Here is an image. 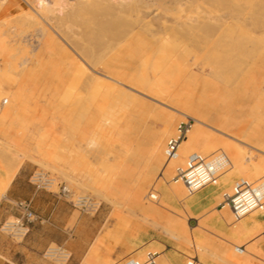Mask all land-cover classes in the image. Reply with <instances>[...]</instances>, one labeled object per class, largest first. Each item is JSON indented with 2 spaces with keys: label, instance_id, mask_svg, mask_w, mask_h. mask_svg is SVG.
<instances>
[{
  "label": "rangeland",
  "instance_id": "obj_1",
  "mask_svg": "<svg viewBox=\"0 0 264 264\" xmlns=\"http://www.w3.org/2000/svg\"><path fill=\"white\" fill-rule=\"evenodd\" d=\"M152 1L130 0L128 2V5L126 4V10L124 11V14L127 13L126 25H128L132 29L128 27L127 32L125 31V33H123L125 36L128 34V32H130V34H132L130 36L132 37L144 35L149 36V38H155L151 37L150 34H158L161 30L160 21H157L156 25L149 24V21L155 16H159V20H164L165 18L168 24L175 25L176 15L172 11H170V8H175L179 0ZM216 1L217 0H209V2L207 3V1L203 2L202 0H194V4L190 3V5H195L196 7L203 6L207 11L209 10L216 12L222 8L218 2L216 3ZM46 2H44V0H0V36L2 35L1 39L5 40L4 44L6 43L2 49L3 53L7 51V48L8 51L12 50V52L7 51V54H3L2 50L0 52V84L2 82L4 83L5 88L7 89L5 91L7 92H10L8 91L9 88L12 90L11 92L19 90L18 94L15 97L16 101H13V103H11V97H6L5 93V95L1 96L0 125L2 126H0V165H2V167L8 171L14 161H17V159L21 157L23 159L22 164H30L34 172H43L46 175L49 174V177H54L56 179L53 187H51L52 191L59 193L61 184H65L68 186V188L70 189V195L69 197H67V199L73 204L74 208L77 210V213L81 214V216L83 217V222L82 226L79 225L78 228L75 229V232L72 236L74 238L73 241L67 242L65 244V246L72 254L66 264H122L117 263L116 259L112 257L113 255L118 253V251H121L124 248L123 244L117 240L116 235L121 231L122 228L125 229L127 227L126 225L130 222L137 225V227L139 228V233H144L143 237L145 240L152 239V241L150 242L152 243V245H149L147 248L140 247L133 253V255L137 257H143L144 252L148 249L157 250L159 253L160 264H174L171 256L167 252L161 251V248L163 247L161 243L178 246V248H176V251L180 250V244L182 243H180L179 239L176 236H171L164 230V226L168 222L169 217H175L177 215L176 217L179 218L183 217L182 213H186L187 215L183 214L185 216L184 219H181L179 222L183 223L187 220L190 225V236L194 235L195 238H197L196 241H198V238H200L196 234V226L198 225V223H200L201 221L208 223V220L214 215H219L221 219L223 218L221 213H219V211L216 209L218 206L216 204L215 206H213V208L199 215L196 221V218H192L196 217V215H194L191 211L186 210L187 208H185L184 204L177 202L176 200H170L169 198H166L167 201L172 202L169 207L172 210H174L175 208V210H171V212L170 210L165 209L166 206L157 203V199H151L149 196L150 192L154 190L158 194L164 193V174L169 170H173V173L175 175L176 167L178 165H183V163H185V159L191 152H198L199 154L207 156L213 155V158L225 157L226 162L222 170H220V173L222 175L219 184L215 189L219 188V186L221 185L220 188L221 191H223L227 187V183H224L222 185V178L228 179L231 174H234L233 181H236L237 179L242 177L238 173H242L249 168L252 169L250 171L252 172V174H257V171L255 169L256 167H258V165L256 164L257 158L260 159V163L262 162V167H264V145L260 144V140L256 141V139H251V133H248L246 131L244 132V130H247V128L252 124V121H250V112L253 108L255 109L257 100L261 99L260 97H264V90L259 93L256 91L254 93L253 91V93H246L245 95L240 94L233 96L232 98L222 97L219 96L218 93L210 92L203 97V100L208 103L205 107L197 108L196 114L191 113L187 115L178 112V118L176 119L175 116L173 117L169 115L168 110L165 108L166 106L156 99L152 98L150 93H146L148 95L140 94L139 97L142 98L144 102H146V105L142 106L140 111L134 112V114H132L118 109V112L116 113V116L118 118V127L114 130L109 126H105L104 129L100 130L102 144L97 147V149L92 146H87L88 144L85 138L86 136H88V134L92 135L94 133V129L98 124L97 122H99L101 118V113H98L95 107L89 106V103H87V98L90 97L85 96L84 89L80 88L77 93L71 95V92H69L71 91L69 89L71 88V86L68 80L69 77L66 76L67 74L62 78V80H59L57 83L55 82L56 85H53L55 83L51 80L50 83V81H48V79L50 78L48 76V64H44L45 66H40L41 64L39 65V62L37 61L40 55H44V57H48L49 55L45 47L43 48V41H45L44 38L46 36L50 35L52 36V38L54 37L53 40L55 42L52 41L54 42L52 44L54 45L55 56L63 57L65 54H63L62 52V48L66 44H68L67 42L70 41L72 43H76V45H79L81 42L86 43V41L88 40L87 34L89 32H93V27L97 31L96 32L94 30L96 32V35L100 34L97 35L96 38H98L99 36L100 40H102L103 37H105V30L101 29V26L97 27L95 22H91L92 19L90 20V22L88 21V18H86V16H90L92 14V11H87V8H82V11H79L78 8H76L75 10L69 8L68 5H65L64 1L61 2L62 7L57 6L59 3L53 4L51 2L53 5H50V2H47L46 5ZM65 2L68 1L65 0ZM213 3L215 4V6L218 5L216 8H214V10L213 7L215 6ZM254 5L258 10H253L251 5L245 6L246 8L243 7L245 8L244 14H246V9L249 12L248 13L246 11L248 13V18L245 28L248 30L253 28L251 23L248 22L256 18L257 16L255 15L259 14V16H262L260 17L261 20H264V9L262 10V7L258 8L259 6L257 4H252V6ZM49 6L52 7V10ZM133 6H136V8H134L135 10L133 9ZM131 7L133 10L131 9ZM247 7L250 8L248 9ZM33 8L35 9V11L36 9L37 11L39 10L38 15ZM160 8H162L163 10ZM84 9L87 11L86 13L85 11H83ZM130 9L132 11H129ZM195 9L196 8H194V6H192L191 9L187 7L188 11ZM40 11L43 12L41 13ZM109 11L111 12V9ZM258 11L260 13H257ZM39 12L41 15L39 14ZM56 12L57 15L55 17ZM32 13H34L36 16L34 14L32 15ZM58 13H61V16ZM170 13L173 14L170 15ZM252 15H254L255 17ZM49 16H54V18H50ZM150 16H153V18H149ZM33 18L36 20V22H34ZM91 18H93L92 15ZM141 20L143 21L141 22ZM208 23L209 22H207V24L204 23L205 25L203 26L202 24H199L200 26H186L187 29L185 27L183 30L190 29L191 32L188 30L189 38L188 35H185L186 37L184 36V38L179 37V40L177 37L174 39V43L179 44L180 41V44H182L188 39L190 40L194 38V40H196V36L198 34L201 35L206 31H209L208 27H210L211 25L210 23L208 25ZM42 28L46 30L45 34L42 33L44 32V30H41ZM99 29L103 30L102 33H100L101 30ZM185 31L183 32L186 34V32L188 31ZM214 31L215 30L212 29V32ZM93 34L95 33L93 32ZM123 34L117 35V39L115 38V40H123V38L125 37L123 36ZM118 37H120V39ZM72 38L74 39V42ZM181 40L183 41L181 42ZM8 43L13 44L7 46L9 45ZM20 45L22 47H19ZM13 48L15 49L13 50ZM8 53H10L9 57L7 56ZM125 53L128 54L127 51H124V53H121L119 56L122 58L125 56L124 58H126L128 55L126 56ZM2 54L4 58L2 57ZM167 56H170V54ZM209 57L210 56L205 53V51L199 53L195 52L187 57H180V66H185L183 68L188 71L186 72L185 70L183 74L184 76L182 75L183 80L179 81L181 85L186 84L194 87L196 81L200 78H203V76V79L207 78V80L209 79V82H217L215 81V74L212 73L210 69L202 70V66L204 67V65L206 67L211 66L208 65L210 63L207 64L206 60V58H208L209 60ZM169 58H172V56L168 57V60H170ZM258 58L259 56H255L253 58V62H255L256 59L258 60L257 62H259L260 59ZM77 60H79V57L77 58ZM250 60L249 62L247 61V67L245 68V71L251 70L252 68V66L250 65V62L252 61ZM103 61L102 63L105 62ZM12 62H14L13 64L15 65H13ZM215 62L217 61L215 60ZM227 64L228 62L226 58H220L214 66L218 68H226ZM200 65L201 67H199ZM29 66L31 69H29ZM100 67L101 66L96 69L100 70ZM20 69H22V71ZM42 69L44 70L43 74L45 76L43 77V79H41V83V80L38 79L40 76H38V74L40 72H43ZM19 70L22 73H19L20 76L18 74V72H20ZM15 71L18 72L16 73ZM26 73H29L30 76L27 77L29 74ZM46 74L48 76V79L46 77ZM228 78L225 81L230 88L238 85L237 81L239 79L237 75L233 77L229 76ZM32 80L34 82H32ZM227 80L229 82H227ZM4 81L8 84H5ZM46 81L47 83L45 85ZM238 83H240V81ZM168 85L169 84L165 83L161 86ZM249 86L251 88L253 87V85ZM19 93H23L22 96H20ZM4 96L9 99V103L3 102ZM19 104L21 107L19 106ZM6 106H9L7 107L8 109L6 108ZM16 108L17 112L14 113V110H16ZM7 110H9L10 113ZM259 113V115L253 117L255 121L252 125L256 126L255 130H261L260 127H257V123L264 127V106L259 109ZM3 114L5 115V117ZM188 119H190L191 125L193 124V126H191V129L187 133L186 138L180 145L179 155L177 158L167 161L164 154L166 141L170 136L177 133L178 125L183 121H187ZM217 128L224 132H228L231 135H227ZM262 130L264 131V128ZM121 131L124 132V136L120 139L119 132ZM44 133H46L47 135ZM42 135L47 137L44 144L37 142L38 140L40 141V137ZM223 135L226 136L225 139L219 138V136ZM58 137H60L63 141L61 145H59V143L57 144ZM82 141L86 144V146H82ZM257 144L259 145L258 147H253V145ZM40 146H43L46 152H43V148L40 150ZM59 153L62 154L60 155ZM28 154H32L33 158L26 159ZM76 158H79L78 162L80 164H75L73 159ZM71 161H73V163ZM83 161L86 164L83 163ZM77 164H79V166H77ZM87 164L90 165L91 169ZM55 165L57 166V168ZM74 166L77 167L75 168ZM115 166H117V168H114ZM90 171L92 174L90 173ZM90 174H95V178H92ZM150 174L152 175L151 180L147 181V176ZM244 178L246 177L244 176ZM259 180L262 181L264 180V178ZM260 181L258 182L260 183ZM97 184H101L100 186L98 185L99 188L95 187ZM104 185L106 186L104 187ZM186 190L188 191V189ZM82 195L88 196L92 199L91 201L96 204L94 210L86 212L80 207V205L77 204L78 199ZM221 201L222 194L217 198V203H221ZM14 206L16 210L15 212L8 215V220H12L20 215V211L16 207V202H14ZM179 211H181V213ZM174 213L177 214L173 215ZM180 214L181 216H179ZM232 215L233 213L231 214V217L234 216ZM235 220V217H233L232 220H228L230 221V226L234 223L239 222L238 220ZM180 226H182V224ZM210 227L211 226L209 225V227H207V229L202 232L203 236H207L206 234L208 231L209 237L212 233L211 238L214 240L211 244L212 246H206L209 247L210 251L212 252L215 250L214 252L217 253V255L214 252L213 253L217 258L219 256L218 254H220L221 252L223 254V251L226 250L225 255L223 254V256L226 258L227 264H231L230 262L233 263L232 259H235L234 262L236 263L238 261L239 264H244L247 257L248 259L252 258L251 255L249 257L250 253L248 252L252 251L249 249L250 246L252 249V245L254 242L264 239V237H262L264 236V228L259 234L253 235L255 237L252 236V239L249 238L248 242L246 240V243L244 242V244L242 241L228 237L225 233L223 234L213 227H211V230ZM184 231L185 230H182V232ZM221 233L223 235H221ZM5 234L12 238L14 241H22L24 239L13 237L8 233ZM125 237H129V235H126ZM216 237L218 239H216ZM257 237L258 239H256ZM260 237L262 238L260 239ZM81 238L82 241H80ZM226 238L228 240H226ZM229 238L233 239L234 241L231 239L229 240ZM220 240L221 242H219ZM223 240L226 241V244H228V248L227 246H225L226 244H224L225 242H223ZM237 241L239 244L236 243ZM241 242L243 243L245 248L249 245V248L247 247L249 250H246V253H243V256H241L240 253L235 250V246L242 245ZM249 242L251 245L249 244ZM51 245H56V243H51ZM230 245L233 246L232 249L234 250L231 251ZM184 249L187 250L186 248ZM196 251L193 248H191L190 251L188 250V253H185L187 259L190 257V254L191 256L198 255L205 264H220L221 262V260L217 259L216 257H212V259L209 258L212 254L209 257H205L203 256L202 252H199L198 250L196 253ZM246 254L248 255L245 256ZM260 256H262V254H260ZM41 257L44 264H55L52 261L45 259L43 256ZM215 258L219 260V263L215 261ZM252 260L255 264H260L261 262L258 258L256 259L254 257L252 258Z\"/></svg>",
  "mask_w": 264,
  "mask_h": 264
},
{
  "label": "bare ground",
  "instance_id": "obj_2",
  "mask_svg": "<svg viewBox=\"0 0 264 264\" xmlns=\"http://www.w3.org/2000/svg\"><path fill=\"white\" fill-rule=\"evenodd\" d=\"M46 1L44 0V2H46ZM50 1H47V2H50ZM62 1H64L65 5H68L69 8H71L73 10H75L76 8H78L79 11H82V8H85V9L87 8L86 9L87 11L91 10L92 14L91 13H89V14L92 15L94 20H93V18H91V15L90 16L87 15L88 17L86 16V18H88V21L90 22V20L92 19L93 21L91 20V22H95L97 27L101 26V29L105 30L104 31L105 34L103 33L105 37L102 36L103 37L102 40H100L99 36H98V38H96V36L100 35V34L96 35L97 31L93 27L92 31L95 34H93V32L91 33L88 31L89 32L87 34L88 40L87 41L85 40L86 43L81 42L79 45H76V43H72L70 41L67 42L68 44H66V45L64 44L65 45L64 47L62 46L63 47L62 52H63V54H65L63 57H56L55 56L54 45L52 44L55 42L53 40L54 37L52 38V36H50V35L46 36L44 38L45 41H43L44 42L43 48L45 47V49L48 51L49 55H48V57H44V55H40L38 58V61H37V62H39L38 63L39 65L41 64L40 66H42L44 64L45 65L48 64L49 73H50V75L48 73V76L50 77L49 79H48V76L46 74L48 81L51 80L52 82L57 83L59 80H62V78L65 77V75L67 74L66 76L69 77L68 80H69V84L71 86V88H69L71 90V91H69V92H71V95L74 93H77V91L80 88L84 89L85 96L90 97V98H87V100H88L87 103H89V106L95 107L97 109L96 111L98 113H101V118H100L99 122H97L98 124L96 125V128H95L96 131L94 129V133L92 135L88 134V136H86V138H85L87 140V144H88L87 146H92V147L97 149V147H99L102 144V139L100 136V130L104 129L105 126H109L111 129H114V130L118 127V118L116 116L118 109L132 113V114H134V112L140 111L142 106L146 105V102H144V100H142V98L139 97L140 94L148 95L146 93H150L151 97L156 99L157 101L161 102L162 104H164L166 106L165 108L168 110L169 115H171L173 117L175 116V119H176V118H178V112H181V113H184L187 115H189L191 113L196 114L197 108L205 107L208 103H206L203 100V97L206 96V94L210 93V92L218 93L219 96H222V97L232 98L233 96H236V95H240V94L245 95L246 93H253V91H254V93H255V91L259 93V92H262L264 90V54H263V50H264V20H261L260 17H262V16H259V14L255 15L258 18L256 17V18L252 19L250 22H248V23H251V25L253 27V28L248 30L245 28L247 25V18H248V13H249L247 11V9L245 10L246 14H244V9L246 8L245 6L251 5L253 10L257 9L255 7V5L252 6V4H257L259 6L258 8L262 7L261 9L263 10L264 9L263 8L264 7V0H217L216 3L218 2L222 8L220 9L221 11L218 10L216 12L209 11V10L207 11V10H205V8L203 6H197L196 7L195 5H192V6H194V8H196L195 10L188 11L187 7L189 9H191L192 6L190 5V3H193L194 0H179L177 2V6L175 8H172V9L170 8V11H172L176 15L175 16L176 17L175 25L174 24H168L164 17H163L164 20H162V19L159 20V16H155L154 18H153V16L149 17V18H153L150 21L148 20L149 24L156 25L157 21L161 22V23L159 22L160 27H161L160 32L158 34L157 33L156 34H150L151 37H155V38H149V36H144V35H138V36L132 37V36H130V35H132V34H130V32H128V34L126 36L123 34V33H125V31L127 32L128 27H129L128 25H126L127 13L124 14V11L126 10V4L128 5V2L130 0H70V1L67 0L68 2H65V0H52L51 2L53 4L59 3L57 6H61ZM202 1L203 2L207 1V3L209 2V0H205V1L202 0ZM47 2H46V5H47ZM51 2L49 4L53 5ZM164 5H165V3H164ZM186 5H187V7H186ZM214 6H215V4H214ZM217 6L213 7V10ZM49 7L52 10V7L51 6H49ZM243 7H245V8H243ZM134 8H136V6L135 7L133 6V9ZM85 9L83 11H85V13H86L87 11ZM110 9H111V12L109 11ZM131 9H132V7H131ZM131 9L129 11L133 10V9L132 10ZM160 9H162V8H160ZM34 11H35V9H34ZM38 11H37V9L35 11V12H37V15H38ZM54 11H55V9H54ZM259 11L257 13H260ZM40 12L42 13L43 11H40ZM40 12H39V14H40ZM77 13H78V11H77ZM137 13H135V14H137ZM173 13H170V15ZM33 14L34 13H32V15ZM263 14H261V15H263ZM56 15H57V12L55 14V17H56ZM59 15L61 16V13ZM252 16H254V15H252ZM28 17H29V14H28ZM51 17L54 18V16H51ZM57 20H58V18H57ZM143 20H141V22ZM138 21H140V20H138ZM138 21H137V23H138ZM34 22H36L35 19H34ZM207 22H209L210 25L212 26V27L210 26L211 31H210V27L207 26L209 28V31H206L205 33H203L201 35L198 34L199 36L198 35L196 36V40H194L195 38L190 39V40L188 39L189 38L188 33H189L190 29H188L189 31L186 29L189 25L194 26V25H199V24L201 25L202 24V26H203V25L207 24ZM209 23H208V25H209ZM90 24H92V23H90ZM93 25H94V23H93ZM185 27H186L185 30L188 32L183 30ZM59 28H61V27H59ZM129 28H131V27H129ZM189 28H192V27H189ZM101 29H99V30H101ZM212 29L215 31L212 32ZM41 30L42 31L44 30V32H42V33L45 34L46 30L43 28ZM103 30H101L100 33H102ZM196 30H198V29H196ZM131 31H133V30H131ZM134 31H135V29H134ZM183 31H185L186 34ZM122 34H123V36H125L124 38L122 37L123 40H121L120 37H118L120 40L116 41L115 40V38L117 39L116 36L122 35ZM156 35H158V36H156ZM185 35H188L187 41H185L182 44H180V41H179L180 45L174 43L175 38L178 37V40H179V37L184 38ZM1 36H0V52L2 50V53H3L2 48L5 46L6 43L4 44L5 40L1 39ZM2 38H4V37H2ZM52 41H54V42H52ZM182 41L183 40H181V42ZM73 42H74V39H73ZM175 42H177V41H175ZM8 44L9 45H7V46H10L13 43L12 44L8 43ZM19 47H22V46L20 45ZM14 49L15 48H13V50ZM7 51H8V48H7ZM10 51L12 52V50H9L8 52H10ZM124 51L128 52V54L125 53L126 56L128 55L126 58H124L125 56L123 58L119 56L121 53H124ZM202 51H205V53H207L210 56L209 60H208V58H206V60H207V64L210 63L208 65H211L209 67L208 66L206 67L202 63L204 65V67L202 66V70H209L210 69L212 71V73L215 74V77H216L215 81H217V82H213V83L209 82V79L207 80L206 77H205L206 79H203L204 78V76H203V78H200L196 81V84L194 85V87L186 85V84L181 85V83L179 81L183 80L182 75L184 74L186 69L183 68L185 66H183V67L180 66V63H179L180 57H182V56L187 57V56H189L195 52L199 53ZM6 52H4V53H6ZM3 54H2V57H3ZM9 54L10 53H8V55H7L8 57H9ZM169 54H170V56H167ZM0 56H1V53H0ZM171 56L173 59L169 58L170 60H168V57H171ZM255 56H259V58H258V59H260L259 62H257L258 61L257 59L255 61L256 63L253 62L254 61L253 58ZM8 57H6V58H8ZM30 57H31V55H30ZM78 57H79V60H77ZM220 58H226L227 59L228 64H227L226 68H218V67L214 66L218 62V59H220ZM250 59H252V60H250ZM215 60L217 62H215ZM249 60L253 62V63L250 62L251 63L250 65L252 66V68H251V70L245 71V68L247 67V61L249 62ZM2 61H3V59H2ZM16 61H18V60H16ZM30 61H31V59H30ZM102 61L104 63H102ZM13 63L14 62H12V64ZM182 63H181V65H182ZM13 65H15V64H13ZM99 66H101L100 67L101 69L100 70L96 69V68H99ZM199 67H201V65ZM29 69H31L30 66H29ZM20 70L22 71V69H20ZM45 70H47V69H45ZM3 71H5V70H3ZM21 71L20 72L15 71V72L16 73L18 72V74H19V73H21ZM23 71H26V70H23ZM40 71H37V72H40ZM42 71L43 72H40L38 74V76L40 75L38 78L39 80L43 79V77L45 76L43 74L44 73L43 69H42ZM186 72H188V71L186 70ZM200 73H201V71H200ZM26 74H29V73H26ZM236 75L239 79L237 81L238 85L233 86V88H230L229 85H227L225 80L229 76L233 77ZM19 76H20V74H19ZM29 76H30V74L27 77H29ZM21 77H22V75H21ZM51 81H50V83H51ZM239 81H240V83H238ZM32 82H34V81L32 80ZM40 82L42 83V80ZM227 82H229V81L227 80ZM46 83H47V81L45 82V85H46ZM56 83L53 85H56ZM165 83H167L169 85L168 86H161V85H164ZM5 84H8V83L5 82ZM16 84H17V82H16ZM249 85H253V87L251 88ZM51 87H52V84H51ZM5 90H7V89L5 88L4 83L2 82L0 84V104H1V96L5 95V94H6V97L7 96L11 97V103H13V101H16L15 97L18 94L19 90H16L15 92H11L12 90L10 88L8 90L10 92H7ZM19 94H20V96H22L23 93L22 94L19 93ZM150 94H149V96H150ZM4 97H3V102L9 103V99L6 97L4 98ZM260 98L261 99L256 98L258 100H257V103L255 104V109L253 108L250 112V116H251L250 121H252V124H254V121H255V119H253V117L256 115H259L260 114L259 109H261L264 106V101H263L264 97L263 98L260 97ZM17 102H19V101H17ZM19 106H20V104H19ZM7 107H9V106H6V108ZM0 108H1V105H0ZM9 110H7V111L9 112ZM14 111H15L14 113H16L17 108ZM4 117H5V115H4ZM251 125H250V127L247 128V130L245 129L244 132L246 131L248 133H251V135H250L251 139H253V140L256 139V141L260 140L261 143L260 142L259 143L261 145H264V131L262 130L264 127L257 123L256 124L257 127H260L261 130H259V129L255 130L256 126H253V125L251 126ZM0 126H2V125H0ZM192 126H193V124H192ZM218 130H220V129H218ZM220 131L227 134V135H231L228 132H224L222 130H220ZM44 134H46V133H44ZM119 134H120L119 135L120 139L123 138L124 132L121 131V132H119ZM46 138H47L46 136L42 135L40 137V141L38 140L37 142L44 144ZM219 138L225 139L226 136L225 135L219 136ZM83 145L86 146V144L84 142H83L82 146ZM258 146H259L258 144L253 145V147H258ZM40 147H41L40 148V150H41L43 148V146H40ZM42 150H43V152H46L44 150V148ZM82 153H84V152H82ZM193 153H198V152H191L187 156V158L185 159V163H186L188 157L190 155H192ZM84 154H86V153H84ZM178 155H179V153H178ZM66 156H68V155H66ZM66 156H64V157H66ZM28 158H30V159L33 158V155L28 154L26 159H28ZM214 159L216 160L219 169L222 170V168L224 167V164L226 162L225 157L214 158ZM69 160H70V158H69ZM73 161L75 162V164L79 163L78 162L79 158L73 159ZM73 161H71V162L73 163ZM22 162H23V159L21 157H19L17 159V161L15 160L14 163L11 165V167L8 169L9 181H11V179L14 176H16V173L18 174V170H20ZM83 163H85V162L83 161ZM185 163H183V164H185ZM261 163H260V159L257 158L256 164L258 165V167L255 166L257 174L253 173L254 174L253 175L252 172H250L252 170L250 168L248 170H246L242 173H238V174L241 175L242 177L245 176L246 178H249L252 181L255 180V182L257 180L260 181L259 179L264 178V173H263L264 167H262L263 164H261ZM79 164H77V166H79ZM48 166H50V165H48ZM85 166H84V168H85ZM88 166L90 168V165H88ZM56 168H57V166H56ZM114 168H117V166H115ZM73 171H75V170H73ZM81 171H83V170H81ZM37 173L43 179L46 177V174L43 172H37ZM90 173H91V171H90ZM94 175L95 174L91 175L92 178L93 177L95 178ZM164 175L165 176L163 177L164 178L163 181H164L165 191H164V193L158 194V196H157L158 202L157 203H160L161 205L166 206L165 209L166 210L168 209L171 211L172 209L169 207V205H171L172 202L166 200V198H169L170 200H176L177 202L184 204L185 208H187L186 210L190 211L189 202L191 199L190 198L191 195H190L189 191L186 190L187 188L184 185V183L182 182V180L177 179L175 177L173 170L167 171ZM151 176H152L151 174L147 176V181L151 180ZM233 176H234V174H231L227 180H230V178ZM51 178H52L51 179L52 182L55 183L56 179L54 177H51ZM258 181H257V183H259ZM54 183H53V185H54ZM98 183H100V182H98ZM233 183H234V181L227 183V187L224 190H226V189L231 190L232 189L231 186ZM98 185L99 184H97L95 187H98ZM106 185H104V187ZM259 185L264 189V180L260 181ZM97 191H99V190H97ZM223 191L217 192L216 197L218 198L222 194ZM81 197L84 198V195H82ZM216 204L218 205L220 203H216ZM157 206H158V204H157ZM174 210H175V208H174ZM174 210H172V211H174ZM181 211H179V212L181 213ZM188 211H186V212H188ZM218 211H219V213H221L222 218L227 223L230 222L228 220H230V219L232 220V218L234 217L233 215H232L233 217H231L232 211L230 213V208H229V205H227V204L224 205L223 208H221ZM258 213H263V212H254L248 216H253V215H256ZM175 214H177V213H174L173 215H175ZM183 214L184 213H182L183 217H179V218L176 217L177 215L175 217L174 216L169 217L168 222L164 226V230L167 233H169L171 236H176L179 239L180 243L181 242L183 243V245H182V243L180 244V250L184 251V248H186L187 252H185V253H188V250L190 251V249L193 248L195 251L199 250V252H202L203 256H205V257H207V256L209 257L211 254H212L211 257H209V258L212 259V257L213 258L216 257L217 253L214 252L215 250L213 251L216 254L214 256V253L212 251H210L209 247L206 246V245H211L214 241L211 238L212 233L210 234V237L208 235V231L206 234L207 236L202 235V232L205 231V229H207V227H209V224L207 222H204V221H201L200 223H198V225L196 226V234L200 238H198V241H196L197 238H195L194 235L190 236V232H189L190 231V225L187 222V220L183 223L179 222L181 219H184V217H185L184 215L186 213L184 215ZM179 216H181V214ZM181 224H182V226H180ZM231 226H232V231L234 233H241L242 231H244V228H243L240 221L237 223H234ZM262 229L260 227L258 229H256L254 231V235L259 234L262 231ZM182 230H185V231L182 232ZM211 230H212V228H211ZM215 232H216V230H215ZM223 234L221 233V235H223ZM216 235H218V234H216ZM253 237H255V236H253ZM262 237H264V236H262ZM262 237H260V239ZM18 238H21V237L19 236ZM250 238L252 239V237H250ZM216 239H218V238L216 237ZM230 239L231 238H229V240ZM256 239H258V237ZM226 240H228V239L226 238ZM231 240H233V239H231ZM186 241L187 242L189 241L188 242L189 244ZM248 241L249 240L247 239V242ZM259 241L253 243L252 249H251V246H250V248L248 247L249 245L247 246L250 250H252V251H248L250 253L249 257L251 255L252 258L253 257L256 259L258 258L261 261L260 264H264V251L258 245ZM219 242H221V240ZM223 242H225L224 244H226V241L223 240ZM229 242H231V241H229ZM244 242L245 241H243V243ZM250 242H249V244H250ZM231 243H233V242H231ZM236 243H238V241ZM243 243H242V245H243ZM225 246H227V248H228V244H226ZM220 247H222V246H220ZM232 247L233 246H231V251L234 250V249H232ZM248 248L246 250H249ZM180 250H178V251H180ZM246 250L243 253H246ZM197 251H196V253H197ZM225 251H223L224 255H225ZM227 251H230V250H227ZM243 253L242 254L240 253V255L243 256ZM220 254H222V252ZM220 254H218L219 255L218 258L216 257L217 259L221 260L220 264H227L226 258L223 256V254L222 255H220ZM260 254H262V256H260ZM247 255L248 254H246L245 256H247ZM189 256L192 257L190 254H189ZM252 258L248 259V257H247L244 264H255L254 261L252 260ZM215 259H213V260H215ZM217 259L215 261L218 262L219 260H217ZM234 260L235 259H232L233 263L232 262H230V263L231 264H239L237 261V257H236L237 263L234 262ZM242 261H243V259H242ZM186 262L187 261H185V263ZM105 263H107V262H105Z\"/></svg>",
  "mask_w": 264,
  "mask_h": 264
},
{
  "label": "crops",
  "instance_id": "obj_3",
  "mask_svg": "<svg viewBox=\"0 0 264 264\" xmlns=\"http://www.w3.org/2000/svg\"><path fill=\"white\" fill-rule=\"evenodd\" d=\"M58 143L59 145L63 143L60 137H58ZM33 172L31 165L24 163L18 170V174L16 173V176L9 181L8 171L0 165V264H44L41 257L43 251L51 243L65 245L67 242L73 241L72 236L75 229L79 225L82 226L83 217L77 213L67 197L55 191L37 187L31 181ZM233 179L234 176L230 180L222 178V185L230 183ZM217 186L211 185L191 195L189 208L196 215V217H192L193 219L196 218V221L199 215L216 205V193L221 191V185L217 188L219 190L215 189ZM17 201L30 202L32 210L37 214V219L31 222L29 232L22 241H14L1 229L2 223L8 215L15 212L14 202ZM219 207H221L220 204H218L217 210L221 209ZM219 217V215L212 216L208 220L209 225L225 233L228 237L242 242L252 237L254 231L259 227L264 228V211L253 216H246L240 220L244 228L241 233H234L232 226ZM126 226L116 235L117 240L123 244L124 248L112 256L117 263L122 264L127 259L134 257L133 253L140 247L147 248L152 245L150 243L152 239L145 240L144 233H139L136 224L130 222ZM126 235H129V237L126 238ZM80 241H82V238ZM161 244L163 245L161 251L167 252L174 264H185L187 259L185 252L187 250L176 251L178 246ZM258 245L264 251V239L260 240ZM196 257L204 263L198 255Z\"/></svg>",
  "mask_w": 264,
  "mask_h": 264
},
{
  "label": "built area",
  "instance_id": "obj_4",
  "mask_svg": "<svg viewBox=\"0 0 264 264\" xmlns=\"http://www.w3.org/2000/svg\"><path fill=\"white\" fill-rule=\"evenodd\" d=\"M191 126L190 119L181 122L178 125L177 133L168 138L164 151L167 161L178 156L180 145L186 138ZM37 172L35 171L31 175V181L39 188L52 191L51 187H53L54 182H52L49 174L43 179ZM175 172V177L182 180L190 195L209 185H218L222 175L213 155L207 156L198 153L190 155L185 164L176 167ZM231 187V190L226 189L222 192L220 205L221 207L226 204L229 205L236 220L240 221L254 212L264 211V189L259 183L241 177L234 181ZM59 193L62 196L69 197L70 189L67 185L61 184ZM149 196L151 199L156 200L158 193L152 190ZM91 200L88 196H84V198L80 196L77 204L84 211L90 212L96 206ZM16 207L19 209L20 215L12 220L6 219L2 223L1 229L13 237L18 238L20 236L24 238L29 232L31 222L37 219V214L32 210L30 202L28 201H17ZM235 250L238 253H243L246 248L244 245H237L235 246ZM42 255L45 259L55 264H66L72 254L63 244H50L43 251ZM124 264H160L159 253L157 250L148 249L144 252L143 257H131ZM185 264L203 263L194 255L189 257Z\"/></svg>",
  "mask_w": 264,
  "mask_h": 264
}]
</instances>
